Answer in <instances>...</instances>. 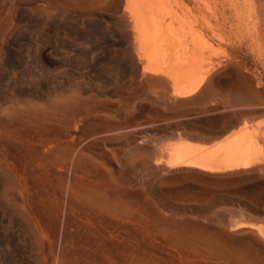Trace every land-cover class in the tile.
Masks as SVG:
<instances>
[{
	"label": "rangeland",
	"instance_id": "374dc122",
	"mask_svg": "<svg viewBox=\"0 0 264 264\" xmlns=\"http://www.w3.org/2000/svg\"><path fill=\"white\" fill-rule=\"evenodd\" d=\"M107 252L264 264V0H0V264Z\"/></svg>",
	"mask_w": 264,
	"mask_h": 264
},
{
	"label": "bare ground",
	"instance_id": "6f19581e",
	"mask_svg": "<svg viewBox=\"0 0 264 264\" xmlns=\"http://www.w3.org/2000/svg\"><path fill=\"white\" fill-rule=\"evenodd\" d=\"M179 92L182 94L188 95L192 92V89L190 90L187 88L179 89ZM244 145L245 144H243V141L237 137L227 139L221 142L220 144L217 143L214 147H210V146L206 147V145L202 146L201 144V146L197 147V149L195 150H191L187 152H180V153L171 155L172 159L170 160L171 161L170 164H172L173 166H178V167L179 166H189V167H194V168H198V169L206 170L210 172H223V171L235 170V169L242 168V167L245 168L246 166L249 165L247 162L248 158H246V153L249 149L245 147ZM58 148L59 147H57V149ZM84 262H85L84 264H117L118 263L110 258V256L108 255V252L105 253L103 257L101 256V258L98 257V258H94L88 261L84 260Z\"/></svg>",
	"mask_w": 264,
	"mask_h": 264
},
{
	"label": "crops",
	"instance_id": "0c3cea01",
	"mask_svg": "<svg viewBox=\"0 0 264 264\" xmlns=\"http://www.w3.org/2000/svg\"><path fill=\"white\" fill-rule=\"evenodd\" d=\"M256 92V91H255ZM225 141V140H224Z\"/></svg>",
	"mask_w": 264,
	"mask_h": 264
}]
</instances>
